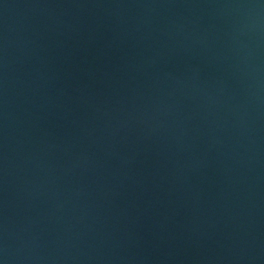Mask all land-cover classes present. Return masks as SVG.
I'll list each match as a JSON object with an SVG mask.
<instances>
[{
	"label": "water",
	"instance_id": "water-1",
	"mask_svg": "<svg viewBox=\"0 0 264 264\" xmlns=\"http://www.w3.org/2000/svg\"><path fill=\"white\" fill-rule=\"evenodd\" d=\"M0 264H264V0H0Z\"/></svg>",
	"mask_w": 264,
	"mask_h": 264
}]
</instances>
